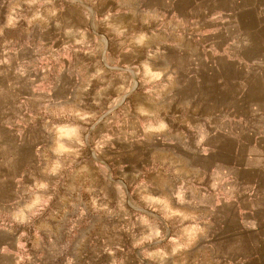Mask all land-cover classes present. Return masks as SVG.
Here are the masks:
<instances>
[{"label":"rangeland","instance_id":"obj_1","mask_svg":"<svg viewBox=\"0 0 264 264\" xmlns=\"http://www.w3.org/2000/svg\"><path fill=\"white\" fill-rule=\"evenodd\" d=\"M161 2L0 0V71L16 67L0 78V264L152 263L123 212L139 151L117 132L133 86L117 77L138 69L110 50L168 34Z\"/></svg>","mask_w":264,"mask_h":264},{"label":"crops","instance_id":"obj_2","mask_svg":"<svg viewBox=\"0 0 264 264\" xmlns=\"http://www.w3.org/2000/svg\"><path fill=\"white\" fill-rule=\"evenodd\" d=\"M161 1L170 34L110 50L138 69L117 77L140 163L123 212L150 264H264V0Z\"/></svg>","mask_w":264,"mask_h":264}]
</instances>
